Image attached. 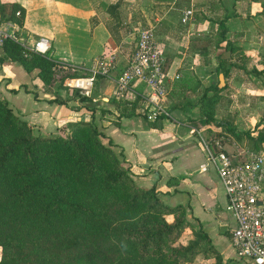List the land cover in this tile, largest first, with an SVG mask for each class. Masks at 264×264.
<instances>
[{"label": "crops", "instance_id": "0c3cea01", "mask_svg": "<svg viewBox=\"0 0 264 264\" xmlns=\"http://www.w3.org/2000/svg\"><path fill=\"white\" fill-rule=\"evenodd\" d=\"M0 1L18 2L25 8L21 34L29 38L48 36L53 57L85 67L98 53L116 48L109 44L110 30L100 18V8L117 20L128 15L132 29L155 26L167 73L178 72L183 78L179 85L175 84L178 79L168 78L165 105L169 116L147 119L141 112L143 99L133 112H124L130 102L119 103L113 94L118 71L98 76L94 89L87 94L89 99L80 100L44 84L35 75L36 69L27 71L20 63L3 57L1 49L0 98L27 120L34 133H53L79 120H94L119 148L138 185L154 186L168 205L183 204L186 217L208 233L223 264H242L231 241L234 219L227 210L223 187L215 168L205 165L201 129L188 115L197 119L202 129H219L220 125L203 123L201 102L190 100L198 81H209L206 86L214 83L212 76H218L219 66L225 70V87H233L230 97L240 93L248 99L264 98V0ZM116 2L117 7H109ZM186 8H192L193 13L183 22ZM56 94L64 101L55 100ZM128 96L137 97L134 93ZM138 97L142 98L140 94Z\"/></svg>", "mask_w": 264, "mask_h": 264}, {"label": "trees", "instance_id": "16d2710c", "mask_svg": "<svg viewBox=\"0 0 264 264\" xmlns=\"http://www.w3.org/2000/svg\"><path fill=\"white\" fill-rule=\"evenodd\" d=\"M0 14L22 24L25 8L0 1ZM0 49L27 71L36 69L46 85L55 79L58 64L78 67L51 51H28L10 37ZM218 70L225 76L224 67ZM225 86L212 83L198 96L203 123L222 122L213 106ZM79 97L89 99L84 93ZM54 99L64 101L57 94ZM116 99L130 102L123 111L131 113L143 98ZM222 123L240 137L233 125ZM251 138L257 147L264 132ZM113 145L94 120L74 122L66 136L35 134L0 98V264H197L200 253L209 264H223L200 227L192 239L174 243L186 224L185 207L164 203L154 186L138 185L129 168L121 166Z\"/></svg>", "mask_w": 264, "mask_h": 264}, {"label": "built area", "instance_id": "2783aa9c", "mask_svg": "<svg viewBox=\"0 0 264 264\" xmlns=\"http://www.w3.org/2000/svg\"><path fill=\"white\" fill-rule=\"evenodd\" d=\"M192 13V8H186L181 20L187 22ZM15 15H21L20 9ZM19 28L20 24L14 19L2 18L0 14V46L10 37L28 51H50L48 36L29 38L21 34ZM116 49L110 48L96 56L87 67L88 73L65 76L63 85L89 94L98 75L107 76L116 68ZM179 77L178 72L167 73L164 50L156 39L155 26L149 24L138 29L126 62L115 76L113 94L116 98L140 94L144 101L141 112L147 119L155 120L160 115H170L165 105L168 78ZM199 139L206 150L205 165L215 168L226 196L227 210L234 219L231 241L236 258L242 264H264V140L257 147L243 146L233 152L225 149L220 138L200 135Z\"/></svg>", "mask_w": 264, "mask_h": 264}, {"label": "rangeland", "instance_id": "374dc122", "mask_svg": "<svg viewBox=\"0 0 264 264\" xmlns=\"http://www.w3.org/2000/svg\"><path fill=\"white\" fill-rule=\"evenodd\" d=\"M100 18L104 19L105 23L107 24V27L110 30V39L109 41L110 45H115L118 49H116L118 53V57L116 59V69L114 72L111 71L112 73H116L123 65H124V56L127 55V52H130L132 47H133V42L137 36V29H132L131 28V20H129L128 15H121L120 19L114 18L112 15H108L105 12H103V9L100 8ZM131 31V32H128ZM51 50V48H50ZM107 49L106 51H109ZM100 53L95 55L93 59L98 56ZM91 62V61H90ZM89 62V63H90ZM75 65V64H73ZM78 67L72 69L71 66H57L55 69V74H54V80L51 85L55 86L56 89H60L59 91H62L64 93H70L73 96L77 97L78 99L80 98L79 96L82 95L83 93L78 92L76 90H69L66 88L63 83H62V78L71 72H78L82 74L88 73L87 65H77ZM75 67V66H73ZM100 76V75H98ZM213 84L219 82L218 76L214 73L213 76ZM225 80V76H224ZM183 82L182 76L178 78V80H175V84ZM96 83V82H95ZM192 85L195 83L191 82ZM209 83V81H205V84ZM204 82L202 83L201 81L197 82L198 89L194 90L195 93L193 94V99H197V95L200 94L204 87L206 85ZM225 84V82H224ZM223 84V85H224ZM222 85V86H223ZM95 86V85H94ZM208 86V85H207ZM221 86V87H222ZM236 86V85H234ZM94 89V87H93ZM233 87L228 86L227 88H223L219 91L218 97H217V102L213 107H215V112L217 113L216 120H225L229 122V124L233 125L234 128L236 129L237 132H240L241 135L240 137L235 136L231 130L225 128L224 124L219 123L217 125H220L219 129L213 130L209 127H204L203 129L200 127V125L197 122V119L190 117V120H192L193 124L196 126L197 129H201V134L205 138H220L222 143L225 145L227 144L225 149L233 152H238L240 147L243 146H248L252 147L253 145V139L251 137H254L258 134L259 131L264 132V98H257L258 96H255L253 98H246L244 95L237 93L238 96L236 97H230L232 92ZM231 90V91H230ZM190 98V97H189ZM233 101V102H231ZM206 109H211L210 105H205ZM247 106H250V110L247 109ZM245 109V110H244ZM203 118V117H201ZM262 123L263 125L258 126V124ZM69 128H60L59 131L56 132H47L51 134H58L62 136H66V134L69 132ZM249 131H255L254 135H247L246 132ZM38 134V133H35ZM114 152L117 153L118 159L120 161L121 166L127 167L126 164L124 163L123 159V154L120 152L119 148L117 147H112ZM170 220L172 217H167ZM186 224L184 228L181 231V234L179 238L174 242H186L189 239H192L194 237V232L197 229L195 222L192 220H189L186 216ZM188 223V224H187ZM196 263L197 264H209L210 261H207L202 257V254H198L196 257Z\"/></svg>", "mask_w": 264, "mask_h": 264}, {"label": "water", "instance_id": "95a60500", "mask_svg": "<svg viewBox=\"0 0 264 264\" xmlns=\"http://www.w3.org/2000/svg\"><path fill=\"white\" fill-rule=\"evenodd\" d=\"M218 78H219L218 86L221 87L225 82L223 72H219Z\"/></svg>", "mask_w": 264, "mask_h": 264}]
</instances>
